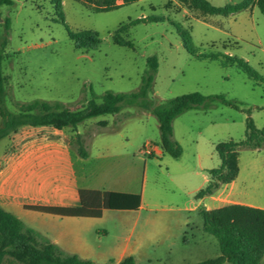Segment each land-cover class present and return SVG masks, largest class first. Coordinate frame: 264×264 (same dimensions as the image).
<instances>
[{
  "label": "rangeland",
  "instance_id": "obj_1",
  "mask_svg": "<svg viewBox=\"0 0 264 264\" xmlns=\"http://www.w3.org/2000/svg\"><path fill=\"white\" fill-rule=\"evenodd\" d=\"M12 1V6L0 7V40L7 42L3 61L5 100L13 112L18 111V104L36 99L60 102L76 109L92 99V90L97 97L108 91L137 92L142 77L149 71L148 58L153 56L158 59L153 87L148 93L153 106L193 92L225 95L241 105L242 110H236L214 102L209 109H192L178 116L173 123V137L182 148L179 159L168 154L156 155L160 141L158 121L150 111L137 105L122 104L116 115L100 116L78 125L83 146L95 157L94 163L81 161L93 174L86 183L80 178V185L101 180L105 185L117 184L125 192L144 197L140 211L106 210L101 218L80 223L77 229L90 246L88 255L94 262L111 264L118 259L131 234L133 243L129 245V253H133L130 255L136 264H193L218 257V241L204 230L202 217L198 212L182 209L189 200H195V194L189 193L194 185L186 179L177 180L176 184L171 177L218 167L221 161L216 146L245 138L248 114L244 109L251 111L258 128L264 127V109H261L264 85H257L235 66L196 59L184 48L178 28L190 32L199 53L238 57L264 77V15L258 7L254 5L223 17L205 15L189 1L140 0L96 13L81 2L63 0L69 29L94 31L101 40L96 49L77 50L51 0ZM208 1L222 7L242 0ZM6 18L11 21L9 31L5 29ZM137 20L140 21L129 29L127 36L134 48L115 44L112 36L121 24ZM45 136L76 147L72 127L63 130L23 127L0 140V170L4 169L5 174L10 171L11 152ZM263 158L264 148L240 150L242 170L250 167L252 161L263 170ZM83 170L81 167L80 172ZM196 180L201 183L197 176L193 181ZM48 192L30 193L25 201L42 204L47 199H60V190ZM209 205L218 207L207 200L206 206ZM28 214L36 220L32 222L25 216L24 223L43 238H47L42 233L47 224H42V219L65 221L50 215ZM135 242L141 244L140 250ZM2 264L21 263L6 256Z\"/></svg>",
  "mask_w": 264,
  "mask_h": 264
},
{
  "label": "trees",
  "instance_id": "obj_2",
  "mask_svg": "<svg viewBox=\"0 0 264 264\" xmlns=\"http://www.w3.org/2000/svg\"><path fill=\"white\" fill-rule=\"evenodd\" d=\"M90 8L93 12H107L119 7L136 3L140 0H75ZM180 3L191 2L193 6L205 15L227 17L242 10L258 7L264 15V0H242L236 4H227L222 7L212 5L208 0H176ZM55 13L60 22L68 31L70 40L77 50H92L98 48L101 40L96 32L85 30L72 32L65 22L63 0H51ZM12 6V0H0L1 6ZM159 19H143L142 21H158ZM140 20L123 23L113 34L115 44L134 48L133 42L127 40L129 29ZM5 29L10 30V18L5 19ZM184 48L198 60H216L224 66H235L257 85H264V77L260 76L248 62L234 56L222 54H201L195 48L191 34L186 29L178 28ZM6 40H0V140L8 138L23 127L37 128L50 127L63 130L72 127L76 133V147L82 158L88 157L83 146L78 125L100 116L116 115L120 113L122 104L137 105L150 111L158 121L160 141L157 144L163 151L175 159L182 155L180 144L174 139V120L192 109H209L214 102L242 110L241 105L226 98L225 95L206 96L199 92L188 93L169 99L164 104L153 106L148 99L152 90L154 77L158 69L156 56L148 58L149 71L142 77V85L137 92L114 93L108 91L101 97L94 95L84 106L76 109L67 107L60 102H49L41 99L29 103L18 104V111L8 109L5 100L6 77L3 72L4 50ZM261 109H264L261 108ZM247 112L246 134L241 141L229 140L216 146V154L221 164L209 169V181L201 189L197 198L214 195L224 185L233 182L240 171L239 157L241 149L260 151L264 148V127L258 128ZM154 156V154H150ZM80 205L78 207H44L26 206V208L62 216L101 218L104 211H138L141 206V195L115 191H101L81 189L79 191ZM203 219L204 230L218 241L220 255L193 264H261L264 259V209L246 205L231 204L208 210L204 206L199 209ZM40 239V241H39ZM186 238H184V242ZM6 256H11L21 264H98L90 259H84L76 254L63 251L58 245L47 238H43L37 231L28 227L13 213L0 206V264ZM111 264L114 262L111 261ZM117 264H136L132 255L125 257Z\"/></svg>",
  "mask_w": 264,
  "mask_h": 264
},
{
  "label": "crops",
  "instance_id": "obj_3",
  "mask_svg": "<svg viewBox=\"0 0 264 264\" xmlns=\"http://www.w3.org/2000/svg\"><path fill=\"white\" fill-rule=\"evenodd\" d=\"M87 152L88 157L82 158L70 143L55 138L51 139L50 136L30 140L25 147L10 153V171L5 174L4 169L0 170V206L14 215L16 214L15 216L21 218L22 221L25 216L32 222L36 220L33 215L28 214L29 212L50 215L61 220L65 219V221L59 222L57 220L45 222L42 219V224H47L46 231L42 233L63 251L78 254L79 257L84 259L95 260L88 255L91 251L90 246L86 243L82 232L77 228L80 223L97 218L62 217L26 208V206L78 207L80 205L79 191L81 189L128 193L121 190L120 185L108 186L101 180L94 181L91 185H80V178H83L86 183L93 174L92 169L89 170L81 162H95V157L88 150ZM156 155H163V151L159 146H156ZM81 167L84 170L80 172ZM239 167V174L233 182L224 185L214 195L202 199H198L197 194L209 181L207 172L209 169H203V172L198 171L184 177L177 175L171 177V180L176 184L177 180L186 179L191 180L190 183L194 185L189 193L195 194V200H189V203L182 209L198 213L201 206L208 210L216 209V207H212L213 205L206 206L207 200L215 204L214 206H218L217 208L239 204L264 209V169H258L255 161H252L251 166L244 169L246 177H243L244 170L240 166V160ZM256 173L257 177H255ZM196 176L201 179L200 184L198 180L193 181ZM56 189L61 191L59 194L60 199L56 201L47 199L42 204L25 201L30 193L48 194L49 190ZM143 207L144 197L141 195V206L138 211ZM178 209L181 210V208ZM132 238V234L126 238L124 251L118 259L113 261L115 264L130 254L133 255V253H129V245L133 243ZM135 243L137 249L140 250L141 244Z\"/></svg>",
  "mask_w": 264,
  "mask_h": 264
}]
</instances>
